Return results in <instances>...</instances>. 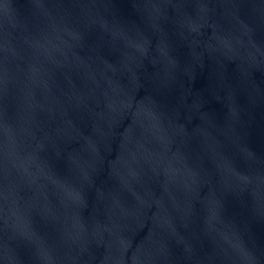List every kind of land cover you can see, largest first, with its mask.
I'll return each instance as SVG.
<instances>
[{
    "label": "water",
    "instance_id": "1",
    "mask_svg": "<svg viewBox=\"0 0 264 264\" xmlns=\"http://www.w3.org/2000/svg\"><path fill=\"white\" fill-rule=\"evenodd\" d=\"M0 264H264V0H0Z\"/></svg>",
    "mask_w": 264,
    "mask_h": 264
}]
</instances>
